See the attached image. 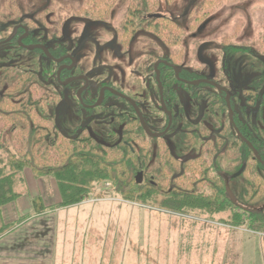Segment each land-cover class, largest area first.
Here are the masks:
<instances>
[{
	"label": "rangeland",
	"instance_id": "obj_1",
	"mask_svg": "<svg viewBox=\"0 0 264 264\" xmlns=\"http://www.w3.org/2000/svg\"><path fill=\"white\" fill-rule=\"evenodd\" d=\"M89 1L0 0V29L5 24L1 21L2 15L8 14L10 5L18 16L11 17L15 20L50 9L49 14L54 13L69 40L68 47L73 49L79 69L92 80L102 78V74L115 78L121 74L125 85L141 57L154 53L152 44L169 52L160 39L140 30L131 46L130 58L118 59L113 48L115 33L131 0H118L107 22L92 21L78 14ZM141 1L146 4L152 0ZM204 1L158 0L156 11L186 29L185 65L191 70L202 69L207 75L223 77L219 83L229 90L230 81L238 89H244L264 70V0H217L219 5L211 17L199 29L190 31V15ZM228 44L246 47L251 52L245 57L238 53L232 56L224 50ZM261 111L264 116V103ZM253 115L255 119L257 108ZM227 117L228 113L218 116V125L227 124ZM77 122L72 110L60 108L57 123L62 131L69 132ZM203 123L211 133L212 120ZM221 152L218 160L221 169L226 170V150ZM4 156L0 150V158ZM23 175L25 183L22 181L18 190L28 194L26 198L30 196L28 191L35 188L40 191L36 195L43 196L48 205L61 201L52 177L36 178L31 170ZM229 186L235 191L242 188L239 179L233 177L229 179ZM91 192L88 201L58 213L60 251L68 254L65 259L75 264H264V233L252 229L249 222L237 225L231 219L233 211L176 212L160 205L162 197L148 203L127 201L108 190V185L95 186ZM100 193L102 200H97ZM258 209L264 215V201Z\"/></svg>",
	"mask_w": 264,
	"mask_h": 264
},
{
	"label": "trees",
	"instance_id": "obj_2",
	"mask_svg": "<svg viewBox=\"0 0 264 264\" xmlns=\"http://www.w3.org/2000/svg\"><path fill=\"white\" fill-rule=\"evenodd\" d=\"M118 0H90L78 14L94 21H108L112 9ZM217 0H205L198 4L197 10L190 15L189 30L195 31L211 17L218 7ZM158 0L144 4L141 0H131L118 31L121 44L130 45L142 29L160 39L172 50L171 62L180 64L184 58V41L186 29L179 22L162 16L150 18L157 13ZM15 8L10 5V10ZM264 45V32L262 35ZM7 73L5 89L0 87V237L10 231L16 224L3 220L1 211L20 200L25 193L18 190V185L25 183L24 172L31 170L36 178L52 177L58 187L61 201L48 205L43 196L33 199L36 214H42L54 208H66L81 204L92 197L95 186L108 185L117 197L127 201L148 203L162 197L160 205L176 212L186 213L189 210L206 213H223L233 211L231 219L237 225L249 222L251 228L264 233V215L258 206L264 201V118L260 113L264 103V71L254 79L248 89L243 91L242 98L249 107L247 115L243 103L238 99L232 106H240L235 121L240 133L251 142L258 152L261 161L256 158L252 149L239 139L237 133L227 122L223 124L227 143L219 136L216 138L218 152L226 147L225 157L228 160L227 172L219 168L215 184H209L211 194L191 192L195 184L186 182L173 194L162 189H147L138 186L133 178V162L130 147L115 149L103 146L100 142L87 136L85 140H76L63 136L57 128L54 108L60 102L57 94L47 91L39 76L24 68L10 67ZM203 100L213 105L219 115L228 112L223 95L215 98L210 92H203ZM245 105V106H246ZM258 109L254 119L253 112ZM243 118L250 124L249 132L243 127ZM222 127V128H223ZM214 145V142L210 143ZM201 172L202 186L205 184L207 159L203 158ZM210 175V174H208ZM238 178L242 184L239 191L232 189L238 202L234 205L228 196L226 180ZM198 179V178H197ZM187 188V190H186ZM205 187H201L204 190ZM98 194L96 199L102 198ZM57 206V207H55ZM250 228V230H252Z\"/></svg>",
	"mask_w": 264,
	"mask_h": 264
},
{
	"label": "flooded vegetation",
	"instance_id": "obj_3",
	"mask_svg": "<svg viewBox=\"0 0 264 264\" xmlns=\"http://www.w3.org/2000/svg\"><path fill=\"white\" fill-rule=\"evenodd\" d=\"M44 10L25 14L18 20L11 18L16 16L13 10H6L8 14L3 13L1 21L5 24L0 29V87L5 89L6 71L10 67H20L36 73L43 87L60 97L53 113L57 128L63 136L76 140H85L87 136L103 146L115 149L130 147L132 178L138 186L163 191L167 188V192L173 194L182 184L189 182L196 187L191 192H198L199 195L208 193L209 184H215V176L221 169L218 156L226 147L218 152L216 138L224 134L221 132L224 125H218L219 112L203 100V92H210L214 98L217 95L224 96L228 108L227 122L229 120L228 123L239 139L246 143L248 140L240 133L235 121L241 107H233L232 101L241 100L245 108L243 110L248 115L250 110L242 93L250 85L238 89L229 80L232 85L229 90L219 83L223 77L207 75L202 69L191 70L185 65V55L180 64L172 63V50L163 42L169 52L165 53L152 44L154 53L151 51L141 57L128 77L127 85L121 74L118 78L102 74V78L92 80L77 66L73 49L68 47L69 40L57 24L54 13L49 14L50 9ZM119 28L115 33V55L118 59H129L131 46L138 34L130 45L121 44L118 40ZM11 38L10 42L5 43ZM224 50L232 56L238 53L243 57L251 52L246 47H229V44L224 45ZM18 61L22 63L17 64ZM228 103L233 110L232 118ZM62 107L72 110L78 118L76 126L69 132L62 131L57 123L58 112ZM262 117L264 118L263 115ZM208 119L213 122L211 133L203 126V122ZM246 119L243 118V127L249 132L250 124ZM221 138L223 145L226 144L228 137ZM247 146L252 149L248 144ZM255 156L261 161L259 154ZM204 157L208 162L205 165L208 166L205 184L202 186V178L198 175ZM227 166L228 161L226 170ZM226 170L222 171L229 178ZM227 182L229 185V179L226 180V188ZM164 186L166 187L162 188ZM201 187L205 189L201 190Z\"/></svg>",
	"mask_w": 264,
	"mask_h": 264
},
{
	"label": "crops",
	"instance_id": "obj_4",
	"mask_svg": "<svg viewBox=\"0 0 264 264\" xmlns=\"http://www.w3.org/2000/svg\"><path fill=\"white\" fill-rule=\"evenodd\" d=\"M38 192L31 189L30 196L2 209L3 220L16 225L0 237V264H75L65 259L69 255L60 251L58 240V213L67 207L36 214L33 199Z\"/></svg>",
	"mask_w": 264,
	"mask_h": 264
},
{
	"label": "water",
	"instance_id": "obj_5",
	"mask_svg": "<svg viewBox=\"0 0 264 264\" xmlns=\"http://www.w3.org/2000/svg\"><path fill=\"white\" fill-rule=\"evenodd\" d=\"M150 17H151V18H160V17H162V16H161V15H158V14H155V15H151ZM11 40H12V38L9 39V40H7L5 43L10 42ZM212 85L216 86L219 90H221V88H220L218 85L213 84V83H212ZM227 100H229V97H228ZM228 105H229V109H230V116H231V118H232L233 110H232V108H231V106H230V103H228ZM244 140H245V139H244ZM245 141H246V140H245ZM246 143H247V144L253 149L254 153L258 156V153H257V151L253 148L252 144H250L248 141H246ZM227 193H228V196H229V198L231 199L232 203H233L234 205H238V202H237V200H236V198H235V196H234L232 190L230 189V187H229V185H228V182H227Z\"/></svg>",
	"mask_w": 264,
	"mask_h": 264
}]
</instances>
